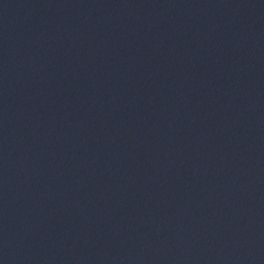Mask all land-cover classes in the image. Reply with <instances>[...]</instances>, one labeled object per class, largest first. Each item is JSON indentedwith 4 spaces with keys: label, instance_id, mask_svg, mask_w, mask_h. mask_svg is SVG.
<instances>
[{
    "label": "water",
    "instance_id": "95a60500",
    "mask_svg": "<svg viewBox=\"0 0 264 264\" xmlns=\"http://www.w3.org/2000/svg\"><path fill=\"white\" fill-rule=\"evenodd\" d=\"M0 264H264V0H0Z\"/></svg>",
    "mask_w": 264,
    "mask_h": 264
}]
</instances>
